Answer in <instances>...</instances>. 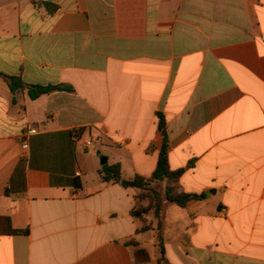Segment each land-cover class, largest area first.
I'll return each mask as SVG.
<instances>
[{
    "label": "crops",
    "instance_id": "1",
    "mask_svg": "<svg viewBox=\"0 0 264 264\" xmlns=\"http://www.w3.org/2000/svg\"><path fill=\"white\" fill-rule=\"evenodd\" d=\"M159 115L204 195L165 205L167 264H264V0H0V217L25 231L0 223V264H135L130 240L158 264L100 160L148 179Z\"/></svg>",
    "mask_w": 264,
    "mask_h": 264
},
{
    "label": "trees",
    "instance_id": "2",
    "mask_svg": "<svg viewBox=\"0 0 264 264\" xmlns=\"http://www.w3.org/2000/svg\"><path fill=\"white\" fill-rule=\"evenodd\" d=\"M18 80V79H17ZM5 81L10 90L19 88L15 77L5 76ZM58 89L57 87H36V92L29 95L36 98L43 93H49ZM158 128L161 133V144L157 155V162L154 171L148 179L140 176H134L130 180L121 179V172L118 165L107 166L104 164L100 171L101 179L104 182H118L123 187H131L135 190V204L131 210V216L142 223L139 232L153 231L156 238V251L158 264H167L163 250V220L165 215V205L173 204L177 207H184L191 200L204 198V195H192L177 192V182L183 170H170L167 157V135L164 131L162 117L158 116ZM0 223L5 224L4 233L19 234L25 231L12 230L9 219L0 217ZM129 246L133 248V259L135 264H141L149 259L146 250L139 242L128 241Z\"/></svg>",
    "mask_w": 264,
    "mask_h": 264
},
{
    "label": "built area",
    "instance_id": "3",
    "mask_svg": "<svg viewBox=\"0 0 264 264\" xmlns=\"http://www.w3.org/2000/svg\"><path fill=\"white\" fill-rule=\"evenodd\" d=\"M34 130H28L26 131V134L30 135V134H34ZM99 137H91V138H87L85 141H84V147L85 148H91V147H94L96 145H99L100 141H99Z\"/></svg>",
    "mask_w": 264,
    "mask_h": 264
},
{
    "label": "water",
    "instance_id": "4",
    "mask_svg": "<svg viewBox=\"0 0 264 264\" xmlns=\"http://www.w3.org/2000/svg\"><path fill=\"white\" fill-rule=\"evenodd\" d=\"M100 163H101V164H105V163H106V159H105V158H102V159L100 160Z\"/></svg>",
    "mask_w": 264,
    "mask_h": 264
},
{
    "label": "rangeland",
    "instance_id": "5",
    "mask_svg": "<svg viewBox=\"0 0 264 264\" xmlns=\"http://www.w3.org/2000/svg\"><path fill=\"white\" fill-rule=\"evenodd\" d=\"M92 150H93V148H92ZM148 248H149L148 250L151 252V251H152V249H151L150 247H148Z\"/></svg>",
    "mask_w": 264,
    "mask_h": 264
}]
</instances>
